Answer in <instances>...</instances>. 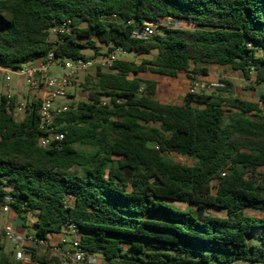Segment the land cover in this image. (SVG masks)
I'll list each match as a JSON object with an SVG mask.
<instances>
[{
	"label": "trees",
	"instance_id": "obj_1",
	"mask_svg": "<svg viewBox=\"0 0 264 264\" xmlns=\"http://www.w3.org/2000/svg\"><path fill=\"white\" fill-rule=\"evenodd\" d=\"M167 19L188 26L133 36ZM116 49L134 59L94 68L82 85L87 99L56 120L60 148L39 145L40 101L20 120L4 98L0 210L8 206L26 229L32 219L28 234L46 242L76 225L101 264H264V232L249 240L264 217L246 214L264 210V96L243 99L220 78L225 87L168 104L158 81L141 76L194 79L216 65L240 72L251 89L264 85V0H0L2 67L21 69L51 51L59 64L95 61ZM36 252L25 249L48 263ZM0 264L24 263L0 244Z\"/></svg>",
	"mask_w": 264,
	"mask_h": 264
},
{
	"label": "built area",
	"instance_id": "obj_2",
	"mask_svg": "<svg viewBox=\"0 0 264 264\" xmlns=\"http://www.w3.org/2000/svg\"><path fill=\"white\" fill-rule=\"evenodd\" d=\"M66 23L53 29L54 34L64 33ZM154 34V24L146 22L139 29L134 31V37L138 39H146L150 35ZM127 56V52L121 49H116L110 52L106 57H101L95 61L79 60H67L63 64H59L55 58L54 52L51 51L46 58L41 60L40 65L33 66L27 65L21 69H8L0 65V71L6 76L7 81H11V75L17 73L20 77H24L26 83L31 89L42 91L43 96L40 98L35 97L33 101H40L39 107V121L41 135L39 137V145L43 148H60L61 142L64 140V134L58 131L56 120L59 116L70 111V89L75 84V79L78 72L91 70L97 65H101L104 68H111L114 63L119 60V56ZM53 66H61L68 70L63 75H54L51 71ZM208 88H223L225 85L221 82H214L208 85ZM207 87L205 85H193L190 87V92L199 93L203 92ZM6 98L7 103L11 104L15 102L14 112L25 111L28 107L29 101L16 98L13 93H7L0 95V107L4 103ZM109 103L108 100H104L103 104ZM156 149H159L156 147ZM226 173H223L225 176ZM3 211L9 212L8 206L3 208ZM65 233H71L75 235V239L68 244L67 247L61 244H50L44 240L38 239L31 234H19L13 227L8 224L5 226L0 225V239L10 241L14 246V256L16 260L21 261L24 264H39L32 261L31 256L25 254V249L30 247L35 248H47L50 253L59 256L64 264H85L88 261L90 264H98L99 258L96 256H87L84 249L80 244V237L78 234V228L76 225H71L65 228ZM67 245V244H64Z\"/></svg>",
	"mask_w": 264,
	"mask_h": 264
},
{
	"label": "rangeland",
	"instance_id": "obj_3",
	"mask_svg": "<svg viewBox=\"0 0 264 264\" xmlns=\"http://www.w3.org/2000/svg\"><path fill=\"white\" fill-rule=\"evenodd\" d=\"M178 26H188L185 22L181 21H174L173 19H167V20H162L159 24H156L154 26V34H164V31L161 27H178ZM55 37H51V40H54ZM119 59H134L132 56H123L120 55ZM141 58H138L137 61H140ZM213 71L214 76H216L215 81H208L207 83H204L205 86L207 87L204 91L207 93H211L215 91L216 89L213 88H208L211 83L218 82L220 78H224L229 80L232 83V88L236 89H241L242 91L245 92V94H240L239 97L241 96L243 99L250 100L252 99L251 93L253 90H256L258 85L255 86V88L251 89L248 87L247 81L243 78L242 74L240 72H236L232 70L230 67H220V66H213ZM51 71L54 75H63L68 72V70L64 67L61 66H53L51 68ZM79 74L76 76L75 79V85L79 91V96L75 100V103L85 101L88 97V91L85 90L83 84H86V79L87 77H90L92 80L95 78V72L92 70H87L83 72H78ZM185 73H181V76L184 77ZM11 81L6 80V76L2 74L0 71V92L5 91L6 87L10 86L14 90H16L19 86L23 87V93L27 96L29 94V90L31 89L30 86L26 83L24 77H20L17 73H13L11 75ZM143 78H154L158 80L160 86L159 90L157 92V98L164 102V103H181L182 100V95H183V90H182V83H181V77L180 78H170V77H165V76H159V75H154V74H143L141 75ZM227 76L233 77L228 79ZM93 82V81H92ZM90 88V86H88ZM190 90V89H189ZM25 100V99H24ZM257 100H260V97L257 98ZM264 102L262 103V105ZM169 157L179 163L182 164H193V160L190 159H185L180 156L176 155H169ZM173 205L181 208L187 207L186 204L182 203H172ZM212 214L215 215H224V212L218 211L216 209H210L209 210ZM29 228L28 230L33 232V226H32V220L28 221ZM261 232H264V229H259V230H253L249 240L253 244H258V237ZM67 238L70 241H73L75 239L74 235L69 233L67 234ZM5 240V239H4ZM5 249L7 252L10 251V243L6 242L5 244ZM50 261H48L49 263ZM102 263V259L99 257V263ZM85 264H90L88 261L85 262ZM232 264H261V263H252V262H247L243 260H237L233 262Z\"/></svg>",
	"mask_w": 264,
	"mask_h": 264
},
{
	"label": "crops",
	"instance_id": "obj_4",
	"mask_svg": "<svg viewBox=\"0 0 264 264\" xmlns=\"http://www.w3.org/2000/svg\"><path fill=\"white\" fill-rule=\"evenodd\" d=\"M40 63H41V60H38V61L32 62L29 65L38 66V65H40ZM213 66H215V65L209 66V69H210L209 76L194 75V79H191L186 74L184 75V77H182L181 73H179V76L177 78L181 77L180 81L182 83L183 95H182L181 103H177L176 105H182L183 104V98H184L185 94L189 91L191 86H193V85H205L204 83H207L210 80L215 81L216 76H214V73H216V72L213 71V69H212ZM94 68L95 67H93L91 70L94 71ZM78 74L79 73H77V75ZM227 78L230 79L233 77L227 76ZM146 79H154V78H146ZM154 80H156V79H154ZM156 81H158V80H156ZM159 86H160V84L158 82V90H159ZM7 93H13L19 99H25L29 102H32L35 97L40 98L41 96H43L42 91H37V90H33V89H30L29 94L26 96L25 93H23V87L22 86H19L16 90H14L12 87L8 86V87H6L5 91L0 92V95H5ZM233 93L237 96H239L240 94H243V93L245 94L244 91H242L241 89H236V88H233ZM250 93L252 96L251 101L257 102L258 101L257 98L264 96V85H258L257 89L253 90ZM78 96H79V91H78L76 85L74 84V86L70 89V102L71 103L75 102V100L77 99ZM171 104H175V103H171ZM261 107L264 108V104L262 105V103H261ZM15 115H16L17 119L21 120V119H23V117L25 115V111L18 112ZM210 209H213V208H210ZM218 211H221V210H218ZM221 212H224V211H221ZM246 214H248L250 216H255V217H264V210L247 209ZM225 215H226V213L224 212V215H219V216H225ZM30 220H32V219H30ZM32 222H33V220H32ZM8 224L13 225L14 229L21 235L29 233V230L23 227L20 220L17 218V216L15 214H13L11 212L5 213L3 211V209H1L0 210V225L5 226ZM67 236H68L67 233L53 235L50 237L48 242L52 245L53 244H61L62 246L67 247L68 244H70V242H71L67 238ZM74 237H75V235H74ZM6 242L10 243V251L8 253L13 254L14 250H15V246L8 240L0 239V244L4 246V249L6 248L5 247ZM64 244H67V245H64ZM5 251H6V249H5ZM36 253H37L38 257H45L47 259V261H50L49 263H46V264H64L62 259L59 256L50 253V251L47 248H43V247L37 248Z\"/></svg>",
	"mask_w": 264,
	"mask_h": 264
},
{
	"label": "water",
	"instance_id": "obj_5",
	"mask_svg": "<svg viewBox=\"0 0 264 264\" xmlns=\"http://www.w3.org/2000/svg\"><path fill=\"white\" fill-rule=\"evenodd\" d=\"M209 213H207V215H208Z\"/></svg>",
	"mask_w": 264,
	"mask_h": 264
}]
</instances>
